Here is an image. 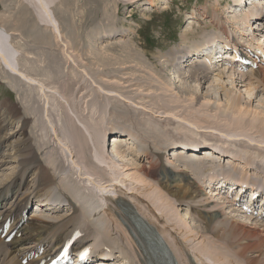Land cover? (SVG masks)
<instances>
[{
	"label": "bare ground",
	"instance_id": "obj_1",
	"mask_svg": "<svg viewBox=\"0 0 264 264\" xmlns=\"http://www.w3.org/2000/svg\"><path fill=\"white\" fill-rule=\"evenodd\" d=\"M16 1V4H19V7L16 8V14L14 15L15 17H18V19L16 18V21H18L16 22L14 19L16 22L14 23V26L15 24L17 26L19 24L25 25L24 27L22 26L25 31L22 32L21 29L20 34L22 38L26 39V42H24V39L22 43L19 40L20 49L17 48L15 46L16 44L11 40L12 33H10V31L4 27L6 24L8 25V23L11 24L12 20H6L7 18L4 19L5 17L0 18V79H2V82L7 84L10 90L16 94L17 101L16 105L14 104L13 107L7 102H0L1 109H4V113L2 114H5L6 116L5 118L0 117V152L5 150L4 153L0 155V159H2L0 161V169L7 165L8 162L16 163L14 172L11 173L7 179L1 180L0 182V264H22L23 260H28V263L26 264H40L41 262L47 263V258L53 254L58 255L65 245H71V250L74 253L78 252L85 254V257H90L91 254L98 255L99 257L106 255L108 258H110L109 260L114 262V264H158L159 261L155 260L153 256L150 255L149 246H161V243L158 241L156 235L160 237L162 234L163 236L165 235L166 238L170 239L173 244H167L169 249L171 250L172 248L173 251H178V257L176 256V258H174V260L176 259V264H198L200 261L201 264H264V221L262 222L256 217L252 218L250 214L247 215V213L241 209L242 207L239 205V203L236 202V199L227 201L224 197H221V201L218 202V199L216 198L218 196L215 194L214 196L210 197L206 196V190H201L199 187V183L202 181L203 177H205V180L202 181V185H204L206 181L215 182L218 184L219 182L216 181L218 178H221L224 181L230 179L228 177L232 175V171H235V169L237 170L235 162H237L239 156H234L232 153L228 156L226 152H221V150L215 151L214 149L207 147L206 144L197 142L194 138H189L188 140H186L187 138H180L177 140L173 139L175 143L171 144V146L166 148L164 151L165 153L168 151H171L172 153L176 151L175 153L178 154V156L176 154H172V160L177 163V169H169L167 168L168 166H165L163 163V156L157 152V150L159 151V148L160 150L163 148L161 147L160 143H164L161 138L158 139L157 137L159 131L146 126L148 124L139 126V124L132 122V118L126 116L123 113L115 112L110 114V116L113 118H120V120L121 118H124L126 119L125 121H131L134 123L135 127H138L140 130L138 140L141 141V143H145L147 136L149 137L150 142H148L150 145V150L141 152V157L146 159L145 161L148 163V166H144L143 164L135 162L132 164L113 162L109 154L106 153V150L108 151L110 145L107 148L106 142L102 141V135H106L111 130L108 131L101 128V117L103 116L102 112L104 111L103 106H105V109L107 106L112 108L115 107L114 102L112 104L111 99H107V97H105L109 96V94H114L115 91L112 89L111 91L108 90V88H102L98 86L97 90H99V92L101 91L100 94L102 93L105 96L94 94L92 98L93 102L89 103V110L91 112L101 113L98 122L93 123L89 120V118H83L82 115H80V120H77V118L76 120L74 118L71 120V118L67 114L61 112L59 106L56 105L54 106L55 109L52 108L51 111L53 110L57 115H55L51 121L46 119L45 123H42H44L45 128L47 129L46 131H50L51 135L49 136L53 138V141L57 144L56 146L59 147V150L61 152L64 151V154H62L66 158V162H69V165L75 169L74 172H76V174H74L80 179H83L85 186L87 183H90L92 186H94L92 190L95 191L96 194L100 195V199L106 200V202L104 201L105 207H103L100 212L107 218H110L109 221L112 220L113 224L120 229L122 236H124L123 244L126 246H122L121 241L119 244L118 242L116 244V241L113 240L114 238H109L110 240H107L108 238L104 237L103 239L102 234L106 236V233L113 231V229L110 230L109 227L106 228V224L102 227V224H100V219L99 222L94 223H97L96 233H94V231H90L88 225L83 224V219H85L86 215L82 210L85 204L87 210L91 208L90 200L88 199L85 203L81 202L77 205L75 202L71 201V198L69 201V197H72V193L69 189V186H65L60 178L54 187L59 189V192L62 191L60 195H63V193L65 194L63 197L64 200L62 197L60 200H57L56 197H54L53 193L56 190L50 193V191L53 189L55 176L52 175L53 173H49V171L52 170L49 167L51 166L58 172L59 170L62 171V169L65 167L63 162L59 165H55L53 158H51V156L45 150L48 148V146H50V144L47 143V138L43 140L41 139L42 135L45 133V128L42 130L41 121H38L41 119H36L39 109L34 110V107H30L32 104V97L29 98V94L27 95L26 92L22 90V87H10L9 81L22 82L23 84L20 83L21 86H28L29 88L35 89L37 92H35V94H38L40 99L43 98V100H45L47 103L49 102L47 92H50L48 90L55 88L54 85L58 83L57 81L60 79V72L58 71H62V65L61 63L60 65H55V63H52V59L54 60V54L51 53L52 50L48 53L46 49L47 46L49 48L51 47V43L47 41L42 43V40L52 37L53 41L57 42L56 45L59 46V52L61 51L59 57H62L65 62H71L74 65V68L77 67L79 70V63H81L82 59L80 56L75 54L74 51L69 53L68 46L71 47L72 44L68 40V43L66 42L65 37L67 36H64L63 38L61 33L65 32V29H63L64 23L59 20V15L65 13L69 23V20L74 18L76 13L72 15L67 13L70 3L69 1L67 2L65 0ZM64 1L68 4L66 7ZM76 1L77 2L75 3L79 5V0ZM121 1H131V3L136 2V0ZM155 1L156 0L149 2L155 3ZM232 1L235 3V5L231 8L233 9L234 7H237L236 10H232V12L230 11L232 15L241 14L243 12L246 16V14L249 13L246 18L244 17L242 21H240L241 23L236 22L235 29H237V33L241 34V37H244V33H246L247 28H249L251 33L248 32L247 34L251 35L252 38L256 40V42L259 40V38L255 39L257 35L264 37V14L261 20H257V22L260 23L257 26V33L253 31V26L250 23V21L253 20L254 15L258 14L256 13V10L259 7L254 5L252 6V9H248V11L246 10L247 13H245L244 11L241 12L240 8H238L239 4H242V1L244 0ZM248 1L251 3L256 2V0ZM258 3L259 2L257 1L255 4ZM16 6L17 5H14V8ZM86 12L82 14L88 15L89 13ZM94 13L95 12H93V14ZM103 13H105V15L107 14V12L104 11ZM91 14L92 13L89 15ZM101 15L102 14H100V16ZM220 19L214 20L217 23L215 22V26L213 25V27L221 31V34H223L222 37H225L224 39L222 38V40L228 41L231 39V37L227 36V31H229V29L227 30L224 27ZM17 26L15 27L18 29L19 27ZM17 31L20 32V30ZM70 36L72 37V35ZM235 37L238 39V45L243 44L242 38H239L238 36ZM85 39L83 41H85ZM72 40H74L73 37ZM222 40L217 38L212 41H207L209 44L200 43L197 47L186 50L177 58L174 54L172 59L170 58L172 63L166 66V76L168 77L167 79L169 83L179 84V81L184 80L185 84H187L188 79H190V81L197 83V88L198 85H201V89V80H206L208 77L212 76L213 72H215L217 69L210 66L211 62L207 64V67L204 64H201V62L204 61L203 59L197 62L191 61L190 63H187L189 60L187 58L188 52L190 51L198 53L201 49L202 51H205ZM88 41L86 40V42ZM259 41L256 45V48L253 47V44L251 43L246 46L248 51H252L253 49V55L252 53L251 55L248 52L246 53L242 48L239 49V47H234V49L240 52L241 55L245 56L246 54L249 56L247 59L249 62L248 65L252 67L251 70L245 69L244 71L243 69L245 67L243 68V64H241L240 69L239 67L237 69L235 67L229 68L232 71H238L236 74H239V80L242 85L240 87H245L246 92L256 91V89L258 91L259 87L264 91V47ZM38 45L39 48L36 47ZM42 47H45L46 50L42 49ZM37 56H39V58ZM97 56H99V54ZM103 56L104 55H102V57ZM182 57L186 60V62L182 64V69L178 70L177 72H172L173 75L171 74V77H173V79L171 80V78L168 76V73L171 71V66L173 67L176 65L178 60ZM226 58L231 59L234 57L226 56L225 59ZM99 61H101L100 57ZM136 61L137 66H140L141 68L144 67L145 61H140V59H136ZM44 62L47 63L46 71L48 72L46 73H48L51 78L53 77L51 83L47 81V75L44 73L45 70L43 71V66L45 65H42V63ZM102 63L104 62H101L100 64ZM127 63H130V61H127ZM105 64L107 66V62L103 64V67H105ZM53 65L58 68V71L53 67ZM186 66L189 67V72L186 73L187 75L183 73L186 71ZM159 67L161 68L162 72H166V69L163 68L162 65L159 64ZM80 70L81 71L79 72H81L83 74V78H85V76L88 75L87 70ZM225 72L226 71L224 69L220 75L223 76L228 74V72ZM147 81L148 85L146 82L147 87H145V90L147 92L154 90L153 88L156 87L153 85L150 86L149 82L152 81L149 77H147ZM169 90L173 92V89ZM169 90L167 89V92H169ZM175 90L176 92L178 91L179 94L181 92L185 93V96H188V100L191 102L194 101L196 105L203 104V106H208L214 99V95H212L210 92H206L203 95L196 94L194 92L195 89H193L191 85H186L185 87H179L176 85ZM79 91L84 93L82 89ZM176 92H173L169 97L176 96ZM24 95H26L25 98ZM226 95L230 101L223 108L224 112H226V115L224 116L226 120L229 119L228 121H231L230 118L233 117L237 119V124L242 125L243 128L245 126H250V129H255L259 132L264 131V113L259 112L258 114L255 111L250 110L248 106L243 108L242 104L240 103V99L242 98L240 93H238L235 98L230 97V95L227 93ZM83 96L84 95H82V97ZM23 98L24 101H22ZM165 102L167 103V101ZM160 104L163 105V102ZM20 105L24 109L23 113V109L20 108ZM20 109H22V111ZM158 109L161 108L158 106ZM172 111L163 109L161 115L170 119L178 118L177 113ZM30 112L32 114H30ZM188 114L190 117H193L190 113ZM75 115L76 117H79V114ZM15 120H17L16 122H18L19 127L13 131L11 127ZM245 120L251 122L247 121L243 123ZM29 121H31L30 124H28ZM183 121V123L187 125L191 124L188 119H183ZM75 122L76 124H79V128H77ZM34 129L39 130L41 133L37 131L35 132ZM27 130L29 134L32 135L30 138L27 137ZM115 130H118V128H115ZM115 130H112V133L110 132L111 134H108L111 137V142H114L112 143L114 152L123 158L125 157L123 155H125L128 151L129 154L137 152L136 149H133L134 147H131L132 142L127 147L123 144H129V142L132 141L131 137L128 138V136H122L121 140H117L115 137L117 135L116 133L118 132ZM219 133H221V135L227 139H231L232 137L236 136L232 132L226 130L224 133L220 131ZM16 136L18 138L15 139L14 142L11 141V139L15 138ZM240 138H243L244 142H247L248 145H254L255 148L264 146L263 138L256 140L247 135L245 136L244 134H241ZM108 142L110 143L109 140ZM114 144L116 145L114 146ZM199 147H203V150H200L201 153L196 154L195 151H198ZM5 148H7V150L9 148L10 152H6ZM187 148H192L193 150ZM186 150H188L187 152H189V156L194 158L188 159L187 155H182V153H184ZM37 152L43 153V162L37 157ZM201 154L205 156V158H203L206 159V162L200 161L201 157H198V155L202 156ZM225 159L228 160L226 162L228 165L226 163L225 165L231 167V170H223L222 167L218 166L219 162H222L223 165ZM89 161L92 163H97V165H99L101 168L103 167L101 165L104 162H107V170L109 172L107 173V171L102 170L107 177L102 178L101 180L98 179L97 181L92 178V175H85L81 173V166L79 167V162L80 165L82 164L83 168L84 166L88 167V165H91ZM242 165L243 166H239L238 169V171L241 173V176H239L238 180L253 183V181L250 179V176L244 178V176L250 173L251 170L254 172V169H252L250 166V161H245V163ZM94 170L97 171L95 167ZM254 174L255 175L253 177H258L257 173ZM190 175L193 176L195 181H192ZM30 176L33 178V181L32 179L29 181L30 183L32 181L31 188L33 189L29 192L26 191L29 189L26 188V183L27 178ZM123 186L126 189H124ZM218 188L223 189V187H220L219 185ZM218 193H220V191ZM7 196H12L11 200L13 199L14 201V203L8 206V208L5 206L7 203ZM124 197L130 198L132 200L130 202L132 203L128 202ZM31 199H35L36 202H45L42 204L43 206H39V209H43L44 211L47 210V212L49 211L52 214L60 212L62 203L64 201H68V216L60 219L59 221L58 219H50L49 217L40 218L34 215L31 217L24 215L23 211L26 210ZM172 199H174V202H178L179 206H174ZM210 199L211 201H209ZM75 200L77 202V198ZM139 202L144 203V207L149 213L151 219H153L154 223L161 224L164 222L162 230L158 231L155 227H153L152 223L146 221L139 215L135 207L137 205L136 203ZM213 203V206L215 207L224 205V210L227 209L228 212H231L220 213L218 212L219 208L212 211H210L208 208H204ZM186 204L187 208H189V210L192 212L191 220L197 224L195 226L201 225V222L205 221L202 227H199L200 231L194 232V229L190 228V226H188L186 221L183 219L182 223H178V221H181V216L178 220H176L177 208ZM225 204L228 206H225ZM233 212H235L238 217H242L241 215L245 214L246 217L244 218L246 221L244 219V222H242L238 218H235V215H231ZM173 219L176 220L175 224L172 223ZM169 220L172 223V225L169 224V227L171 228L165 226ZM4 233H6L5 237L1 239V236ZM11 234H14V238L9 243H6L5 238L9 237ZM90 235L93 236L92 238L95 239L97 244L103 243L105 249L98 247L99 245L97 246V244H93L94 242L87 244ZM165 236L160 238L164 241ZM214 239L222 240V245H216L218 244V241H215ZM86 245L90 246L88 250L81 249ZM189 245H192L189 249H194V253L188 250ZM125 248L129 251L128 254L127 252H123V249ZM195 255H197V257Z\"/></svg>",
	"mask_w": 264,
	"mask_h": 264
},
{
	"label": "rangeland",
	"instance_id": "obj_2",
	"mask_svg": "<svg viewBox=\"0 0 264 264\" xmlns=\"http://www.w3.org/2000/svg\"><path fill=\"white\" fill-rule=\"evenodd\" d=\"M65 1L67 2L69 1L70 3L68 6L67 13L71 15L76 13L75 16L77 17L74 16V18H71L69 20L70 22L68 23L67 16L65 13L59 15V20L62 23H64L63 29H65L64 30L65 32H62L61 34L63 38L64 36H67L65 37L67 43L68 41H70L72 44L71 47L68 46L69 53L74 51L75 54L81 57L82 60L81 63H79L80 69H86L88 75H86L85 78H83V74L79 72L81 71L80 69L78 70L77 67L74 68V65L71 62L69 61L65 62V60L62 57H59V54H61V51L59 52V46L56 45L57 42L53 41L52 37H49L48 39L45 38L44 40L42 39L41 40L42 43L44 41L51 43V47L49 48L47 46L46 48L48 53L49 51L52 50L51 53L54 54L53 56L54 60L52 59L53 62L51 60L50 61L52 63H55V65L56 64L60 65V63L62 65L61 66L62 71H58V68L55 65H53V67L58 72H60L59 73L60 79L59 81H57L58 83L54 85L55 88L53 89L49 88L50 90L48 91L50 92H47L48 93L47 96L49 97L48 98L49 102L47 103L45 100H43V98L40 99L38 97V94H35L36 92L35 89L29 88L28 86L26 87L21 86L20 83L23 84L22 82H17V81L12 82L11 80L9 81L10 87L12 88L22 87V90L26 92L27 95L29 94V98L32 97L31 99L32 104L30 105V107L31 108L34 107V110L39 109V112L37 114L38 116L36 117V119L38 118L41 119L38 121L39 122L41 121L42 130L43 128H45L44 125L45 120L49 119L51 121L52 118H54V116L57 115L53 110L51 111L52 108L55 109L54 106L56 105H58L59 108L61 109V112L67 114L71 118V120L73 118L75 120L76 118L77 120H80L81 119L80 115H82L83 118L85 119L89 118V120L92 121L93 123L98 122L101 113L91 112L89 110V103L93 102L92 98L94 94H98L99 96L100 95L105 96L102 93L100 94L101 91L99 92V90H97L98 86H100L102 88H108V90L112 89L113 91H115L114 94H109V96H105L107 97V99H111L112 104L114 102L115 107L112 108L110 106H107L105 109V106H103L104 111L102 112L103 116L101 117L102 118L101 128L103 130H108V131L110 130L112 131L115 130V128H118V130H115L118 132V134L122 136H128V138L131 137L132 139V141H130L129 144H126V147L130 145V143L132 142L131 147H134L133 149L137 150V152L131 154H129V151L126 152V154L123 155L125 156L123 158L114 152V149L112 148L113 146H110L108 148V151L106 150V153L110 154V156L111 154H113V157H111L113 162L115 163L122 162L125 164H132L135 162V163L143 164L144 166L145 165L148 166V163L145 161L146 159H143V157H141V152L145 150L148 151L150 150L149 147L150 139L147 136L145 143H141V141L138 140L140 130L138 129V127H135L134 123H132L135 122L139 124V126L148 124L146 126H149L159 131L157 137L158 139L161 138L164 143H160L161 147L163 148H161V150L159 148V151L157 150V152H159L163 156L164 158L163 163L165 164V166H168L167 168L169 169L171 168L177 169V163L174 160H172V152L168 151L165 153L164 150L170 147L171 144L175 143L174 140L180 138H184V139L187 138L186 140H188L189 138L190 139L194 138L196 139L197 142H202L206 144L207 147L214 149L215 151L221 150V152H226L228 156L231 153L234 156H239L237 162H235L237 170L235 169V171H232V173L236 172L238 176H241V173L238 171L239 166H243L242 164H244L245 161H250V166L252 167V169H254V172L251 170V172L245 175L244 178H247L249 176L253 177L255 175L254 173H257L258 176L260 175L258 181L261 180L264 181V148H263L264 146L255 148L254 145L252 146L248 145L247 142L246 143L244 142L243 138H240L241 134L242 135L244 134L245 136L247 135L256 140H260L262 138L264 139V131L259 132L256 131L255 129H250V126H245L243 128L242 125L237 124L236 121L237 119L233 117L230 118L231 121H228L229 119L226 120V118L224 117L226 115V112H224L223 110L224 106L230 102L228 100L226 93L233 98H235V96H237V94L240 93V95L242 96V98L240 99V103L242 104L243 108L248 106L250 110L255 111L258 114L259 112L264 113V91L259 87L258 91L256 89V91L246 92L245 87L244 88L240 87L242 85L239 80V76H238L239 74H236L238 71L235 70L232 71L231 69L228 70V68L225 69V67L219 69H217L218 67H216L217 70L213 72L212 76L208 77L206 80L202 79L201 89H200L201 85H198L197 88V83L190 81V79H188L187 84H185L184 80L179 81V84L176 83L170 84L167 79L168 77L166 76L167 73L166 66L172 63L171 59L174 54L175 57L177 58L178 56H180V54H183V52H185L186 50H189L193 47H197L200 43L209 44V42L207 41L210 40L212 41L216 38L219 39L225 38L222 37L223 34H221L220 30L213 27V25L216 22L214 21L215 19L217 20L221 18L220 20L223 23L224 27L227 30L229 29V31H227L228 36L233 37L235 40L237 39L235 36H238L239 38L243 39L242 42L247 43V41H244L245 37H241V34L237 33V29H235L236 22L241 23L240 21H242V19L246 16L244 15L243 12L241 14H236V15H232L230 13V11L232 12V9L230 8L235 5L234 2L231 3V0H156L155 3H150L151 1L154 0H139V1L136 0L135 3H131V1L123 2L121 0H98V1L79 0V5H77L75 3L77 2L76 0L74 1L65 0ZM0 2H1L0 18L5 17L4 19L7 18L6 20L9 19H10L9 21L12 20L11 24L8 23V25L6 24L7 26L5 25L4 27L7 30H9L10 33H12L11 40L16 44L14 45L17 48H19V40L21 41V43L24 40H25L24 42H26V39L22 38L20 34L21 29L22 32L25 31L23 29L25 25L19 24L17 26L15 24V26L19 27L18 29L14 26V23L18 21V20L16 21V18L18 19V17H15L14 14H16V8L19 7L18 6L19 4H16L17 3L16 0L15 2L14 0L13 1L0 0ZM14 5L17 6L14 8ZM67 5L68 4L65 2V7ZM103 11L107 12V14L105 15ZM247 11L244 12L247 13ZM85 12L92 14L91 15L88 14L89 16L87 14H82ZM93 12L95 13L93 14ZM100 14L104 16L102 15L100 16ZM14 19L16 22L14 21ZM69 26L72 27L74 30ZM17 30H20V32ZM69 34L72 35L74 40H72V37ZM83 38L84 39L86 38L85 41H83L84 40ZM86 40L89 41L86 42ZM259 42L262 44V46H264V40H261ZM36 47L39 48V45ZM42 49H45V47H42ZM96 54L97 55L99 54V56H97ZM102 55H104L103 56L104 58L102 57ZM37 57L39 58V56ZM99 57L101 61H99ZM136 59L137 60L140 59V61L143 62L145 61L144 67L141 68L140 66H137ZM127 61L128 62L130 61V63H127ZM101 62L104 63L107 62V66L105 64L104 65L105 67H103L104 63L100 64ZM46 64H47L46 62L42 63V65H45L43 66L44 68L43 71L45 70L44 73L48 72L46 71L47 70ZM159 64L166 69L165 73L161 71ZM224 69L226 72H228V74H225L226 76L220 75L222 74ZM246 70H250V69L247 68ZM188 72H189V67L186 66V71H184L183 73L186 74ZM46 75L48 79L46 80L51 83L53 77L51 78L48 75V73H46ZM147 77H149L153 82V84L152 82H149L150 86L153 85L156 87L153 88L154 90H150L149 92L145 90L146 89L145 87H147L148 85ZM2 81L3 80L0 79V102L1 101L7 102L9 105L13 107L14 104L16 105L17 102L16 94H14V92L10 90L8 85ZM176 85L179 87H183V86L185 87L186 85H191L192 88L195 89L194 92L198 95H203L206 92H210L212 95H214V99L208 106H203V104L196 105L194 101L191 102L188 100L187 98L188 96H185V93L181 92L179 94L178 91L176 92L175 90ZM81 89L83 90L84 93L79 91ZM167 89L168 90L173 89V92H176V96L169 97L173 92H171L170 90L169 92H167ZM82 95H84L83 96L84 98L82 97ZM25 97L26 95H24V98ZM24 98L22 101H24ZM161 98L167 101V103ZM159 101L163 102V105H161L160 104L161 102ZM158 106L161 109H158ZM20 108H22L21 105ZM22 109L20 110L22 111ZM163 109H168L171 111L173 110L175 113H177V117L179 119L178 118L170 119L162 116L161 112ZM23 112L24 109L22 113ZM115 112L123 113L126 116L132 118V122L131 121L127 122L125 121L126 119L124 118H121L120 120V118L111 117L110 114ZM2 113H4V109H1L0 107V117L5 118L6 117L5 114ZM32 113L30 112V114ZM74 113L77 115L79 114V117H76ZM188 113H190L193 117H190ZM183 119L184 120L188 119V121H190L192 125L191 124L187 125L183 123L184 122ZM194 120H198V121H194ZM16 121L17 120L14 121L11 127L13 131L14 129L19 127V124ZM247 121L248 120H245L243 121V123ZM30 123L31 121H29L28 124ZM75 125L77 126V128L80 127L78 123L76 124V122ZM46 130L47 129L45 128L44 135L41 134L43 137V138L41 137V139L43 140L47 138L48 142L46 140L44 141L50 144V146H48V148H46L45 150L51 156V158H53L55 165H59L63 162V165L65 167L62 169V171L59 170V172L53 169L51 166L49 167L52 169L49 171V173L51 174L53 173L52 175L55 176L53 189L50 191V193L56 190L53 193L54 197H56L57 200H60L61 197L63 199L65 194L63 193V195H60L62 191L59 192V189L54 187L60 178V180L63 181L65 186H69V189L72 193L73 199L72 197H69V201L71 198V201L75 202L77 205L81 202L85 203L88 199L90 200L91 208L87 210L85 204L82 210L86 215L85 219H83L84 221L83 224L88 225L90 231L92 232L94 231V233H96L97 223L96 224L94 223L99 222L101 220L100 224H102L101 225L102 227L106 224V228L109 227L110 230L113 229V231L111 232L108 233L105 232L106 236L102 234L103 239L104 237L108 238L107 240H110L109 238L111 239L114 238L113 240L116 241L115 242L116 244L117 242L119 244V242L121 241L122 242L121 245L126 246L125 244H123L124 236H122L120 229L113 224L112 220L109 221L110 218H107L104 214L100 212L101 209L104 207L103 205L105 204L106 200L100 199V195L96 194L95 191L92 190L94 186H92L90 183H87L85 186L83 179H80L77 175H75L76 174V172H74L75 169H73L72 166L69 165V162H66V158L63 156L64 151L61 152L59 150V147L56 146L57 144L54 143L53 138L49 136L51 135L50 131L47 132ZM225 130L232 132L236 136L232 137L231 139L224 138L223 135L219 133V131L224 133ZM36 131L40 132L39 130H35V132ZM31 136L32 135L29 134L27 130V137L30 138ZM17 138L18 137L16 136L15 138L11 139V141L14 142V140ZM115 145L116 144H114V146ZM5 149L6 152H10L9 148L8 150L7 148ZM4 151L0 152V155H2ZM42 154H43L42 152L40 153L37 152V157L39 158V160L43 162ZM198 157H201L200 161L206 162V159L203 158L204 155L203 156L198 155ZM1 160L2 159H0V161ZM227 161L228 160L225 159L223 165L222 162H219L218 166L222 167L223 170L226 169L231 170V167L225 165ZM89 163L91 165H88V167L84 166L85 168L84 167L82 168V164L80 165L79 162V167L81 166L80 168L81 173L85 175H92V178L97 181L98 179L101 180L102 178L107 177L103 172V171H107V173L109 172L107 170L108 167L107 162H104L101 165L103 166L102 168L99 165H97V163L95 162L92 163L89 161ZM15 165L16 163L8 162L7 165L3 166L0 169V182L1 180L7 179V177L14 172ZM94 167L97 169V171L94 170ZM190 177L192 178V181H195L192 175H190ZM31 179L33 181V178H31V176L28 177L26 183V188H29L26 191L29 192L32 191L33 189L31 188L32 181L31 183L29 182ZM203 180H205V177H203L202 181ZM202 181L199 183V187L201 190H203V186H204L202 185ZM123 188L126 189L124 186ZM210 194H207L206 196L209 197L214 196L213 193L211 195ZM222 196L225 197L227 201H230L231 199H233V197H235L234 191L225 192L223 193ZM6 198H7L6 199L7 203L5 202L6 203L5 206L8 208V206L13 204L14 201L13 199L11 200L12 196L10 197L7 196ZM76 198H77V202L75 200ZM124 198L127 199L128 202L132 201L128 197H124ZM216 198L218 199L217 200L218 202L221 201L220 196ZM209 201H211V199ZM67 202L64 201L62 203L60 212L52 214L49 211L47 212V210L45 211L43 209L39 210L38 207L35 206L36 200L31 199L30 205L28 207V210H26V212L27 215L30 217L34 215L40 218L49 217L50 219H58L60 221V219H63L64 217L68 216L67 214L69 212L67 211L68 209ZM172 202L174 206H179L178 202H174V199H172ZM136 204L138 206L136 205L135 207L139 215L142 218H144L146 221L152 223L153 227H155L158 231L162 230L164 222H162L161 224L154 223L153 219H151L149 213L146 211L144 207V203L139 202ZM213 205L214 203L204 208H208L210 211L219 208L218 212L220 213L228 212L227 209L224 210V205H221L220 207H215ZM225 206L228 205L225 204ZM230 212L231 211H229L228 213ZM89 214H91L92 216ZM191 214L192 212L191 210H189V208H187V204L184 206L182 205L179 208H177L176 220H178L181 216V221H178V223H182V219H183L186 221L188 226H190V228L194 229V232L200 231L199 227H202L205 221H202L201 225L195 226L197 224H195V222L191 220L192 219ZM231 215H235V218H238L242 222H244L245 219L244 217H246L245 215H241L242 217H238V215H236L235 212H233ZM251 217H254V215ZM176 220L173 219L172 223L175 224ZM172 223L169 220L165 224V226L169 227V224L172 225ZM164 236L162 234V236L160 237L163 238ZM90 237L88 239L89 241L87 242V244L88 243L91 244L93 242H94L93 244H97L95 242V239L92 238L93 236L90 235ZM165 239H166V244L168 245H170V243L172 244L170 239L166 238V236ZM10 240L11 239H9L7 242H9ZM214 240L218 241V244L216 245H222L221 244L222 240L219 239H214ZM97 246L102 248L105 247L103 243L97 244ZM191 246L192 245L188 246V250L194 253V249L193 250L189 249L191 248ZM171 251L173 256H175L176 258V256L178 255V251L177 252L175 250L173 251L172 248ZM123 252L125 253L127 252V254L129 253V251L126 248L123 249ZM195 256L197 257V255ZM198 264H201V261Z\"/></svg>",
	"mask_w": 264,
	"mask_h": 264
}]
</instances>
